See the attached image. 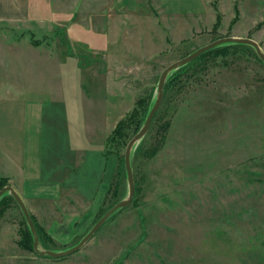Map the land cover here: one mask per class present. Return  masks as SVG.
<instances>
[{
	"label": "rangeland",
	"instance_id": "obj_1",
	"mask_svg": "<svg viewBox=\"0 0 264 264\" xmlns=\"http://www.w3.org/2000/svg\"><path fill=\"white\" fill-rule=\"evenodd\" d=\"M30 4L35 15L29 23L0 27V33L9 31L6 38L0 34V176L15 171L1 149L21 152L29 131H69L72 143L93 150L85 151L68 179L91 207L113 173L114 166L105 176L104 166L99 182L107 137L141 94L152 92L155 101L166 66L227 36L251 38L264 52V0ZM5 39L25 53L12 55L8 51L15 47ZM199 63L205 68L166 106L170 126L164 144L139 162L140 205L130 202L77 251L52 257L20 246L24 216L15 202L5 201L0 264H264V65L250 51ZM48 114L57 124L47 128ZM41 142L52 143L48 136ZM94 161L99 165L90 167ZM122 188L125 199L127 177ZM115 200L107 199L103 211ZM99 208L87 231L73 241L68 236L67 243L55 240L50 250L76 245L99 219ZM38 249L44 250L39 238Z\"/></svg>",
	"mask_w": 264,
	"mask_h": 264
},
{
	"label": "crops",
	"instance_id": "obj_2",
	"mask_svg": "<svg viewBox=\"0 0 264 264\" xmlns=\"http://www.w3.org/2000/svg\"><path fill=\"white\" fill-rule=\"evenodd\" d=\"M33 15L35 14L32 13L30 0H0V27L13 30L15 23L23 25L29 23ZM6 32L0 34L6 38L9 36V31ZM5 42L7 46L15 45V40L13 43L5 39ZM15 50L18 55L25 53L24 48L17 47L8 52L13 55ZM57 62L59 63L58 71L61 73L62 61L58 59ZM70 65L75 71V64L70 63ZM44 113L43 116H45ZM48 116L51 120H47L45 126L47 127V124L51 127L55 126L57 124L55 118L51 114ZM2 128L3 125H0V129ZM29 133L30 139L25 141L21 152L20 147L15 152H11L10 148L1 149L9 161V167L15 170L6 172L2 176L8 178L9 184L23 200L29 214L54 240L67 243L69 241L66 238L69 236V239L74 237L71 240L73 241L87 231L92 224L108 185L106 183L101 188L97 195L99 197L94 198L96 202L91 207L90 199L71 186L73 184H69L68 179L73 174L70 170L79 167L85 159V151L91 152L92 148L88 147L85 142V144H82L83 142L72 143L69 131H50L48 128V131L39 129V131H29ZM47 136L50 137L52 143L41 142L42 138L47 141ZM64 136L66 138L63 139ZM23 154H25L24 158H22ZM23 163L25 169L22 167ZM93 164L97 167L99 162H91L90 167H93ZM74 173L77 174V172ZM102 174L104 175V163H100L99 182H101ZM72 229H75V232H71Z\"/></svg>",
	"mask_w": 264,
	"mask_h": 264
},
{
	"label": "trees",
	"instance_id": "obj_3",
	"mask_svg": "<svg viewBox=\"0 0 264 264\" xmlns=\"http://www.w3.org/2000/svg\"><path fill=\"white\" fill-rule=\"evenodd\" d=\"M215 28H217V25L213 26L214 30ZM54 32L57 33L56 31H53V33ZM34 44H38V43L35 42ZM240 51L252 52L255 58L257 59V61L261 62V64L264 65V63L256 54L255 49L251 45L244 43L227 42L206 50L192 61L183 64L168 73L163 85V97L161 100V104L156 110L149 126L150 130L152 127H156L155 131L153 133L152 131H147L145 135L138 141V143L135 146H133L130 152V165L134 180V194L131 200L132 206L138 207L140 205L141 195L143 191V188L140 184L142 177H139V172L137 171L141 158L144 157L147 159H151L152 157H154L159 152L161 146L164 144V141L166 139L167 131L169 128L168 126H170V121L165 118L166 114L164 113L166 110V106L169 104L170 99H172L173 96L175 97L176 95L180 94L184 90L183 87L185 86V83L189 80L191 76L197 74L199 69L203 70L205 68L204 63L202 64L199 63L201 60L205 58H212V59L218 57L224 58L229 53L235 56ZM192 52L193 51L188 52L184 54L182 57L187 56ZM196 80L199 83L200 78L196 77ZM153 103L154 101L152 97V92H145L143 95L141 94L136 99L135 105L131 109V111L116 123L115 127L113 128V130L106 139V143L110 147L104 149V157L106 159L104 163L105 176L107 175L106 173H108V171L112 166H114V168L112 169L113 173H111V175L109 176V180L110 179L111 180L109 181L108 188L104 194L102 204L98 211L97 217L99 218L101 214L103 215L106 212L103 211V206L107 199L110 198L116 199L114 202L116 204L124 197L123 196L124 190L122 188V183H123V179L127 177V174H126L125 162H124L125 151H123L122 148L126 147L128 141L142 127ZM149 138L150 140L145 144L146 140ZM112 156H114L113 158L116 159V164H114L115 162L113 160L111 161V159H113ZM7 184H8V178L5 176H0V189ZM6 192L7 191H5L3 194L0 195V209L2 208L3 203L5 201L15 202L18 205L15 198L10 193L8 192L6 193ZM112 206H113L112 204L109 205V208ZM124 207L118 208L115 211V213L123 209ZM31 218L34 222V226L36 228L39 242L42 248L50 250L54 246H56L55 240L41 226H39L35 222L32 216ZM97 220L98 218L95 220V222ZM23 222H24V227L20 231V238L18 243L20 244V246L27 249L28 251L34 252L33 235L27 225L25 217Z\"/></svg>",
	"mask_w": 264,
	"mask_h": 264
},
{
	"label": "water",
	"instance_id": "obj_4",
	"mask_svg": "<svg viewBox=\"0 0 264 264\" xmlns=\"http://www.w3.org/2000/svg\"><path fill=\"white\" fill-rule=\"evenodd\" d=\"M227 42H232V43H244V44H248L251 45L254 49L256 54L258 55V57L261 59V61L264 63V52L261 50L260 46L258 45V43L248 37H235V36H227V37H221L218 39H215L203 46H200L199 48H197L195 51H193L192 53L188 54L187 56L182 57L181 59H178L172 63H170L168 66H166L162 72L160 73L159 76V81H158V85H157V90H158V95L152 105V107L150 108L145 122L142 125V127L139 129V131L134 134L132 136V138L128 141L126 147H125V152H124V162H125V169H126V174H127V181H128V194L127 197L125 199H122L121 201L117 202L116 204H114L112 207H110L94 224L93 226L89 229V231L79 240V242L72 246L69 249H66L65 251H59V252H55L53 250H39L38 249V235H37V231L36 228L34 226V223L30 217V214L28 212V209L26 208L23 200L20 198V196L18 195V193L10 186V185H5L4 187H2L0 189V195L3 194L5 191H7L8 193H10L15 200L17 201L18 205L20 206L22 213L25 217V220L27 222V225L33 235V249L34 251L38 254V255H48V256H52V257H62V256H67L75 251H77L88 239H90L92 237V235L95 233V231L105 222V220L113 213L115 212L118 208L124 207L126 205H128L133 197L134 194V180H133V173H132V169H131V165H130V152L133 148V146L138 143V141L145 135V133L147 132L150 123L152 121V118L156 112V110L158 109L162 97H163V85L164 82L166 80V77L168 75V73L174 69H176L177 67L186 64L190 61H192L193 59H195L197 56H199L200 54H202L203 52H205L208 49H211L217 45L223 44V43H227Z\"/></svg>",
	"mask_w": 264,
	"mask_h": 264
}]
</instances>
